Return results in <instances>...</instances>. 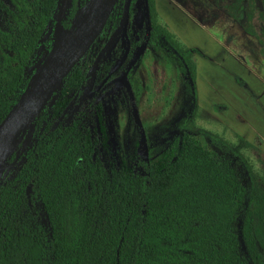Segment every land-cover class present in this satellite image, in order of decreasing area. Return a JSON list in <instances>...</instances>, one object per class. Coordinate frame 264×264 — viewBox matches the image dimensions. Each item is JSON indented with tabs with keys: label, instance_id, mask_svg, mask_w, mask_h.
I'll return each instance as SVG.
<instances>
[{
	"label": "trees",
	"instance_id": "trees-1",
	"mask_svg": "<svg viewBox=\"0 0 264 264\" xmlns=\"http://www.w3.org/2000/svg\"><path fill=\"white\" fill-rule=\"evenodd\" d=\"M59 2L0 0V123L52 56L56 30L72 28L73 14L57 20ZM145 2L146 45L178 70L188 116L157 161L129 171L99 160L82 114L55 129L37 119L39 141L24 170L0 187V264H264V195L251 166L230 143L189 126L201 110L200 51L161 18L156 0ZM85 76L77 65L65 82L77 87ZM128 81L139 95L131 70Z\"/></svg>",
	"mask_w": 264,
	"mask_h": 264
},
{
	"label": "rangeland",
	"instance_id": "rangeland-1",
	"mask_svg": "<svg viewBox=\"0 0 264 264\" xmlns=\"http://www.w3.org/2000/svg\"><path fill=\"white\" fill-rule=\"evenodd\" d=\"M89 1L60 0L57 14L61 18L73 14L71 30H56L60 51L72 45L75 23ZM156 8L185 44L200 51L195 55L197 82L202 83L200 90L205 95L215 79L227 85V91L222 87L224 97L226 92L238 97L237 91L247 95L252 81L264 84V0H156ZM147 33L145 0H118L103 32L79 63L86 73L82 84L76 87L65 82L56 99L38 117L55 129L71 124L83 111L85 124L95 129L97 157L107 169L129 171L138 162L157 161L168 146L169 134L180 129L190 112L178 70L155 57L146 45ZM58 58H52L42 76ZM130 69L141 83L139 95L134 93L136 85L133 87L128 81ZM198 96L197 85L199 102ZM226 99L233 109L232 119L237 121L239 114L241 124L264 110L262 98L257 95L245 105L242 99ZM210 108V112L196 110L189 126L230 143L248 161L257 188L264 195V151L259 141L248 146L238 138L242 135L239 127L230 122L232 130L226 119L220 121V116L228 115L227 102L214 100ZM40 127L33 124L7 145L9 159L0 172V187L24 170L38 144ZM185 134L210 150L222 152L202 135L187 131ZM234 166L239 173L244 171L240 162H234Z\"/></svg>",
	"mask_w": 264,
	"mask_h": 264
},
{
	"label": "water",
	"instance_id": "water-1",
	"mask_svg": "<svg viewBox=\"0 0 264 264\" xmlns=\"http://www.w3.org/2000/svg\"><path fill=\"white\" fill-rule=\"evenodd\" d=\"M117 2L118 0H90L88 2L85 12L74 29L75 39L72 45L65 48V54L54 61V65L47 71L45 79L41 80L42 73L58 48L57 40L52 56L46 65L38 71L30 91L0 123V145L3 143L10 145L19 134L26 132L48 103L56 99L55 94L63 86L66 78L79 65L103 32ZM57 20H61L60 13L57 15Z\"/></svg>",
	"mask_w": 264,
	"mask_h": 264
},
{
	"label": "crops",
	"instance_id": "crops-1",
	"mask_svg": "<svg viewBox=\"0 0 264 264\" xmlns=\"http://www.w3.org/2000/svg\"><path fill=\"white\" fill-rule=\"evenodd\" d=\"M192 49H194V48H192ZM196 63H197V61H196ZM197 72L199 73L198 66H197ZM200 84H202V83H200L198 81L197 82L198 91H199L198 105H199L200 109L204 110V111L206 110L207 112H210V109H211L210 103L213 102L214 100L220 99V100L227 102V105L230 108L228 110V115H226L224 117L220 116L219 117L220 121H223L226 119V121L228 122L229 125L224 123V122L223 123L226 124L227 126H229L231 129H232V127L230 126V122L232 123V125H235V127H239L242 135H239V133L236 132L237 130L235 132L240 137L242 136L241 138H243L246 142L250 143L251 145L254 143L255 140H258L260 148L264 151V110L261 113H256L252 118L247 119L246 123H243V124L240 123L241 119H239V118H241V116H239V114L236 115L237 121L239 122V124H237V121H234V119H232V113H233L232 110L233 109H232L230 103L226 99L227 97H229V98H232V100H234L235 102L237 99H242V105L243 104L245 105V104H248L249 99H251L252 97L255 98V96L257 95V96L262 98V101L264 103V84H263V82L252 81L249 84V87L247 88L248 94L245 96L244 95L242 96V92L237 91L238 93L240 92V94H238V95L236 92V96H238V97H234L233 95H229V94H227V92H226V95L224 97L223 92H222V87H225V89L227 91V85L220 83V82L217 83V79H215L211 82L209 90L206 91L207 92L206 95L204 94L205 92H203L202 89L200 90V88H201ZM203 87H204V85H203ZM204 89H205V87H204ZM202 92H203V94H202ZM219 94L222 96H218ZM237 104H239V101L237 102ZM247 114H248V112L245 109L244 115H247ZM251 122H252V124H250ZM234 129H236V128H234Z\"/></svg>",
	"mask_w": 264,
	"mask_h": 264
},
{
	"label": "bare ground",
	"instance_id": "bare-ground-1",
	"mask_svg": "<svg viewBox=\"0 0 264 264\" xmlns=\"http://www.w3.org/2000/svg\"><path fill=\"white\" fill-rule=\"evenodd\" d=\"M60 50H61L60 47L57 48L53 58H56V57L60 58V57L63 56V54H65L66 49H63L62 51H60ZM53 65H52V67H53ZM43 79H45V77L41 76V80H43ZM7 145H8L7 143H3V144L0 145V170H1V167L3 165V162H4L5 158L7 156V152H8L7 151Z\"/></svg>",
	"mask_w": 264,
	"mask_h": 264
},
{
	"label": "flooded vegetation",
	"instance_id": "flooded-vegetation-1",
	"mask_svg": "<svg viewBox=\"0 0 264 264\" xmlns=\"http://www.w3.org/2000/svg\"><path fill=\"white\" fill-rule=\"evenodd\" d=\"M116 4H117V3H116ZM57 15H58V14H57ZM130 70L132 71V69H130ZM130 70H129V71H130ZM129 71H128V72H129ZM134 77H135V76H134ZM79 114H82V115H83V114H84V112H83V111H81ZM78 116H80V115H78ZM75 119H76V118H75ZM75 119H74V120H75ZM85 122H86V121L84 120V124H85ZM85 125H86V124H85ZM86 126H88V127L92 128V129L95 131V129H94L92 126H90V125H86ZM94 131H93V134H92V135H93V137H94ZM94 141H95V137H94Z\"/></svg>",
	"mask_w": 264,
	"mask_h": 264
}]
</instances>
